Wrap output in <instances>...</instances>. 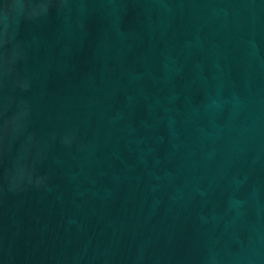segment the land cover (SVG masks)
Returning <instances> with one entry per match:
<instances>
[{
    "label": "water",
    "instance_id": "obj_1",
    "mask_svg": "<svg viewBox=\"0 0 264 264\" xmlns=\"http://www.w3.org/2000/svg\"><path fill=\"white\" fill-rule=\"evenodd\" d=\"M0 264H264V0H0Z\"/></svg>",
    "mask_w": 264,
    "mask_h": 264
}]
</instances>
